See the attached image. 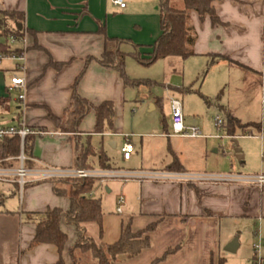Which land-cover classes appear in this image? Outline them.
I'll return each mask as SVG.
<instances>
[{"label":"crops","instance_id":"0c3cea01","mask_svg":"<svg viewBox=\"0 0 264 264\" xmlns=\"http://www.w3.org/2000/svg\"><path fill=\"white\" fill-rule=\"evenodd\" d=\"M158 6L159 0H129L124 9L112 0H0V15L3 12L22 15L20 40L3 37L0 29V43L21 50L0 61V126H25L45 133L30 135L33 140L26 146L21 140L17 157H3V139H0V166L17 168L18 158L23 154L25 165L30 168H76V145L83 149L90 143L96 152L107 155L111 169L264 174L259 173L264 172V166L259 169L251 161L252 152L241 142L243 138H255L264 148V0L215 1L213 7L221 21L217 26L212 25L209 17L201 21L192 11L193 55L187 59L159 60L165 63L162 84L155 75L139 77L134 73L137 70L134 60H125L126 76L145 82L125 84L115 68L100 63L102 56L106 50L125 54L121 51L125 42L134 50L128 51V55L149 60L163 33ZM133 28V35H128ZM112 45L117 49H111ZM157 62L149 66L138 64L150 68ZM82 72L77 93L95 106L107 101L115 106L114 126L102 134L95 133L94 112L83 119L77 131L63 132L51 118H59L62 128H70L72 95ZM15 76L24 79L25 101L18 99L23 90L11 88ZM142 85L150 88L142 90ZM159 85L163 96L155 87ZM220 90L223 95L218 93ZM169 98L183 103L185 124L199 128L203 138L171 137ZM145 105L151 115L167 110L168 119L164 117L161 124L153 116L150 119L143 114L126 131L129 108L137 111ZM219 106L224 107V113L232 120L242 125L259 124L261 130L242 135L237 129L235 135H229L227 118ZM217 116L224 120L221 132L215 126ZM93 139L97 140L95 145ZM127 141L134 147L129 161L124 160L122 153ZM225 141L227 153L220 145ZM115 154L118 157L114 163ZM89 162L92 168L102 169L97 157ZM1 183L0 264H57L60 253L56 246L32 247L37 225L28 223L26 217L55 208L67 212L70 200L57 196L52 182L29 184L22 197L17 183ZM124 185L113 198L115 206L111 211L102 205L103 234L96 223H86L83 225L86 235L106 247L119 240L128 223L134 231L152 224L156 228L148 234L149 248L135 258L120 255L115 264H218L220 258H225L226 264H254L253 246L259 240L263 242L261 264H264V187L211 182L132 181ZM102 187H98L93 197ZM105 190L112 195L107 185ZM14 196H20L18 204L12 199ZM119 196L126 200L122 215L116 211ZM61 229L69 239L62 257L65 264H72L70 250L81 233L64 220ZM234 240H237L235 253L226 252ZM76 257L79 264L92 261L97 264L92 257L78 251Z\"/></svg>","mask_w":264,"mask_h":264},{"label":"trees","instance_id":"16d2710c","mask_svg":"<svg viewBox=\"0 0 264 264\" xmlns=\"http://www.w3.org/2000/svg\"><path fill=\"white\" fill-rule=\"evenodd\" d=\"M219 0H159V12L161 16L162 35L154 45V51L149 60L142 59L136 55L139 63L149 66L153 63L167 58L187 59L193 52L191 46L195 42V38L191 32V12L195 11L201 21L209 17L212 25L221 24L216 14L213 3ZM10 22L15 24L12 26ZM22 22V15L14 12H3L0 15V29L2 36L16 37L18 40L22 38V31L19 24ZM20 49L13 50L7 43H0V53L6 56L20 53ZM124 54L121 52H112L106 50L102 56L100 63L105 67L115 68L124 79L125 84L145 83L144 81L130 80L125 73ZM84 72L77 78L75 82V90L72 95L71 107L69 113L72 116L70 128H62L61 120L55 116H51L52 120L63 132L70 130L77 131L83 119L91 112L95 113L96 125L95 133H104L111 130L114 126L115 106L113 102L107 101L99 106L91 104L77 93V86ZM199 94V93H198ZM202 96V95H201ZM203 97V96H202ZM210 104L211 101L203 97ZM218 109L224 113L225 109L219 106ZM227 118L226 128L229 135H235L239 128L242 135H252L253 131H260L261 125L248 124L242 125L237 120H232L224 113ZM247 127V128H245ZM249 129V130H245ZM251 129V130H250ZM33 138L27 136L25 138V146L28 142H32ZM21 138L20 136H6L3 139V157H17L20 155ZM33 145H31L32 148ZM26 149V147H25ZM77 165L76 168L88 169L92 168L89 160L97 157L100 168L111 169L109 158L103 152H96L90 143L87 147L80 149L76 145ZM177 160L174 161L173 167L177 168ZM54 183V193L60 197H67L70 200V209L63 212L61 209H49L46 213H31L26 217L28 223L37 225L36 234L32 241V247L42 244L54 245L60 253V260L57 264H65L62 254L68 242V236L61 229V223L64 220L69 226H73L81 233L78 241L70 250L72 264H79L76 252L83 255H90L97 264H115L118 256L126 255L128 258H135L142 253L143 250L150 247L151 242L148 234L156 228V224L148 226L141 231H134L131 223L123 227L119 240L106 247L99 246L92 238L85 233L83 225L86 223H96L100 228V234H103V209L101 198L91 197L99 187L95 180L82 179H66L56 180ZM173 250L168 251L164 257L171 254ZM218 264H226L225 258H220Z\"/></svg>","mask_w":264,"mask_h":264},{"label":"built area","instance_id":"2783aa9c","mask_svg":"<svg viewBox=\"0 0 264 264\" xmlns=\"http://www.w3.org/2000/svg\"><path fill=\"white\" fill-rule=\"evenodd\" d=\"M113 4L121 9L126 7L125 0H112ZM14 41V38L12 39ZM6 55H0V61L5 59ZM264 75V69H263ZM25 82L24 79L13 77L11 79V88L23 90L19 95L20 101H25ZM172 121V135L184 138H203L204 135L197 127H189L185 124V117L183 113V103L177 98H169ZM215 126L221 132L224 126V120L217 116L215 118ZM42 131H33L25 126L21 127H2L0 126V139L6 136H20L22 142L29 135H44ZM220 137V135L218 136ZM134 151V147L130 141H127L123 148V158L129 161ZM20 165L17 168L0 166V182L17 183L19 187L20 196H23L25 188L29 184H36L42 182H53L56 180L66 179H82L95 180L96 182L106 183L112 180H119L122 182L138 181V182H153L159 184H198L202 182L224 183L235 185H254L260 188L264 187V174L257 175H242V174H198L188 173L183 171H127L121 169H95V168H57L50 166L30 168L25 165L26 157L22 154L19 158ZM93 197V194L90 195ZM126 205V200L123 196H119L116 201V211L118 214H123V209ZM262 247L263 242L259 240L254 246V254L256 256L254 264H261L262 261Z\"/></svg>","mask_w":264,"mask_h":264},{"label":"rangeland","instance_id":"374dc122","mask_svg":"<svg viewBox=\"0 0 264 264\" xmlns=\"http://www.w3.org/2000/svg\"><path fill=\"white\" fill-rule=\"evenodd\" d=\"M158 1V0H155ZM126 4H129V0H125ZM155 12H157V10L155 9ZM133 30H135L134 28L129 30L128 35H133L132 32ZM127 35V34H126ZM124 42V41H123ZM124 44V45H123ZM122 44L121 46V51L124 52L125 54L124 56V62L125 60L128 61H132L134 60L135 65L134 68L137 69L135 70V74L140 75L139 77H146L147 75H155V77L157 76L159 78V83L162 84L165 82V63L164 61H159L157 62L155 65H153L152 67H144L138 64L137 60L134 57H131L130 55H128L127 53H129L128 51H134L132 47L126 46L125 42ZM112 47V48H111ZM111 49H117L115 46H111ZM136 60V61H135ZM132 70V69H131ZM179 76V75H176ZM180 82V81H179ZM182 83V81L180 82ZM177 87H180L181 84H179V86L177 84H174ZM157 87L158 90H160V92H162V96H163V89L161 88V86H155ZM150 86H146V85H142V90H146L149 89ZM223 90H220L218 93L220 95H223L222 92ZM12 104H16V102L14 100H11ZM136 107V106H135ZM128 112V111H127ZM150 111L149 109H146V105L143 106L142 109H138L136 111V109L134 108H129V112L126 114L127 117V122H126V131H129V129H131L132 127H134V125L136 124L134 120L139 119L141 116L140 115H145L146 118H150L153 116V118L157 121L158 123L160 122L162 124V121L164 119V117H166V120L168 119V112L167 110H165L163 113L161 111H157L156 113H154V115L149 114ZM137 126V125H136ZM187 126V125H186ZM264 126V123H263ZM139 128L138 126L136 127V129ZM247 128V127H245ZM239 129V128H237ZM245 130H249V129H245ZM263 132H264V127H263ZM171 137H178V138H184V137H180V136H173L172 135V129H171V133H170ZM263 137H264V133H263ZM187 139V138H184ZM92 144L95 145L97 143V140L93 139L91 140ZM243 144H247V150L252 152V156H251V161H253L255 163V165L257 164V166L259 167V169H261L264 166V148L262 149V142L260 140H256L255 138H243V140L241 141ZM220 145H223L224 147V151L225 153L228 152V148H227V142H220ZM256 153H258L256 155ZM221 156H223V153H221ZM112 157H114V159H112V161L115 163L117 162V154L113 155ZM229 164V163H228ZM242 173L246 174L245 172L241 171ZM259 173H264L262 171H260ZM132 182V181H129ZM129 182H122L119 180H112V181H108L106 183H100L97 182L99 184V186H103L105 184V186L107 185L113 192L112 195L109 196L105 190V186L102 187L96 194L97 198H101L102 200V205L104 207V209L106 211H111L113 209V206H115V204L113 203V198H115L117 196V193L119 192V190L124 187L126 183ZM0 184H2L0 182ZM120 195V194H118ZM123 195V194H122ZM124 196V195H123ZM17 197V198H14ZM12 197V199L18 204L19 203V197L18 196H14ZM125 197V196H124ZM248 250V249H245ZM243 251H241V255L240 257L243 258ZM90 256V255H89ZM91 257V256H90ZM89 264V263H88ZM91 264H93V261L91 262Z\"/></svg>","mask_w":264,"mask_h":264},{"label":"water","instance_id":"95a60500","mask_svg":"<svg viewBox=\"0 0 264 264\" xmlns=\"http://www.w3.org/2000/svg\"><path fill=\"white\" fill-rule=\"evenodd\" d=\"M109 191V190H108ZM236 248H237V240H234V242H232L228 248H226V252L228 253H235L236 251Z\"/></svg>","mask_w":264,"mask_h":264}]
</instances>
